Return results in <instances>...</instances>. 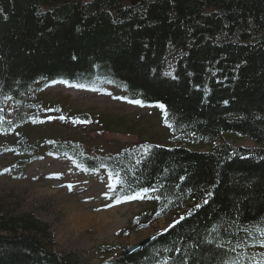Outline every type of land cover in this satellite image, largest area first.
I'll list each match as a JSON object with an SVG mask.
<instances>
[{
    "label": "trees",
    "instance_id": "obj_1",
    "mask_svg": "<svg viewBox=\"0 0 264 264\" xmlns=\"http://www.w3.org/2000/svg\"><path fill=\"white\" fill-rule=\"evenodd\" d=\"M94 82L163 105L180 143L94 156L57 141L45 151L108 173L118 201L148 195L153 218L184 213L130 254L105 249V264H264V0H0L2 131L37 122L36 84ZM199 142L214 146L184 144ZM36 146L1 143L0 154L43 158ZM53 247L48 223L0 205V264H90Z\"/></svg>",
    "mask_w": 264,
    "mask_h": 264
},
{
    "label": "rangeland",
    "instance_id": "obj_2",
    "mask_svg": "<svg viewBox=\"0 0 264 264\" xmlns=\"http://www.w3.org/2000/svg\"><path fill=\"white\" fill-rule=\"evenodd\" d=\"M30 96L41 103L37 122L10 133L0 129V144L18 140L36 143L43 158L11 151L0 154V205L10 214L31 213L48 223L55 251L83 252L90 264H105L112 257L105 249L116 247L123 251L165 230L184 214L153 218L155 204L148 195L142 193V198L118 201L105 171L90 173L68 158L45 153L57 141L77 143L94 156L113 155L127 147H136L143 153L150 144L179 146L176 135L164 124L160 106L134 103L138 100L126 98L119 88L98 82L89 86L38 83ZM222 139L250 149L258 147L238 135L225 134ZM184 144L203 151L214 146L205 142ZM57 194L79 199L93 213H104L101 227L83 229L68 224L66 209Z\"/></svg>",
    "mask_w": 264,
    "mask_h": 264
},
{
    "label": "bare ground",
    "instance_id": "obj_3",
    "mask_svg": "<svg viewBox=\"0 0 264 264\" xmlns=\"http://www.w3.org/2000/svg\"><path fill=\"white\" fill-rule=\"evenodd\" d=\"M53 194V193H51ZM61 205L67 212V223L76 228L101 227L104 222V213L98 214L88 210L78 202L77 199L70 198L64 194H57Z\"/></svg>",
    "mask_w": 264,
    "mask_h": 264
},
{
    "label": "water",
    "instance_id": "obj_4",
    "mask_svg": "<svg viewBox=\"0 0 264 264\" xmlns=\"http://www.w3.org/2000/svg\"><path fill=\"white\" fill-rule=\"evenodd\" d=\"M142 0H131V5H136L138 2H140ZM153 238V236H151L150 238H147L146 240L144 241H141L139 242L138 244L136 245H132L130 247H128L125 252H124V255H127V254H130L132 253L133 251L137 250L138 248L144 246L145 244H147L151 239Z\"/></svg>",
    "mask_w": 264,
    "mask_h": 264
},
{
    "label": "snow or ice",
    "instance_id": "obj_5",
    "mask_svg": "<svg viewBox=\"0 0 264 264\" xmlns=\"http://www.w3.org/2000/svg\"><path fill=\"white\" fill-rule=\"evenodd\" d=\"M133 102L134 103H140V101H133ZM160 107L163 108V105H161ZM61 119H63V117H61ZM169 127H171V125H169ZM147 191H148L147 189L144 190L145 193ZM137 198H142V194L141 193H135L132 196L125 197V199H127V200H133V199H137ZM197 207H199V205Z\"/></svg>",
    "mask_w": 264,
    "mask_h": 264
}]
</instances>
